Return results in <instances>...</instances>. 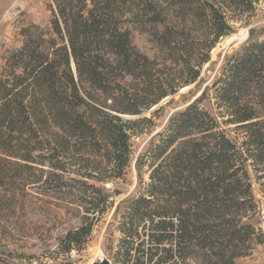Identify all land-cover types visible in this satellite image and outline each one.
Listing matches in <instances>:
<instances>
[{
    "label": "trees",
    "instance_id": "obj_1",
    "mask_svg": "<svg viewBox=\"0 0 264 264\" xmlns=\"http://www.w3.org/2000/svg\"><path fill=\"white\" fill-rule=\"evenodd\" d=\"M263 5L52 0L49 25L23 27V45L0 69V224L12 223L4 237L25 232L18 212L35 196L18 187L30 185L86 212L60 238L64 252L82 249L136 159L148 178L128 201L111 258L237 264L250 256L264 243L252 222L261 207L256 184L264 195V39L251 31L227 53L211 84L138 156L134 140L157 129L182 88L205 84L217 44ZM136 31L150 36L155 56L138 47ZM139 249L145 258L134 257ZM0 264L24 263L0 245Z\"/></svg>",
    "mask_w": 264,
    "mask_h": 264
},
{
    "label": "rangeland",
    "instance_id": "obj_2",
    "mask_svg": "<svg viewBox=\"0 0 264 264\" xmlns=\"http://www.w3.org/2000/svg\"><path fill=\"white\" fill-rule=\"evenodd\" d=\"M52 0H0V69L5 65V58L9 52L18 49L23 45V36L21 30L31 23L46 27L51 20V11L48 5ZM235 32L223 38L212 52V60L215 62L210 70L204 67L203 77L205 84L197 91L190 92V88L181 89L174 95V102L169 106L162 118L158 120L159 126L152 134H144L135 138L136 156L143 152L151 138L163 128L168 117L176 110L185 107L195 100L204 91L207 85L217 76L222 66L224 56L238 48L254 32L256 38L264 39V5L258 10L249 23L235 24ZM134 41L138 47L148 54L155 56L157 52L156 44L152 42L147 33L136 31ZM194 87V86H191ZM162 102L161 104L165 103ZM204 105H208L204 101ZM155 107V106H154ZM158 107V105L155 107ZM150 115V112H148ZM136 159L128 169L126 179L113 185L120 193L113 197V206L105 212L99 213L100 221L96 222L93 228L92 236L82 249H73L71 252H64L60 238L66 233V230L81 224V219L85 211L78 205L66 204L59 200L57 195L41 191L37 187L30 185L19 186V192L25 190L35 197L26 199L24 207H20L18 216H22L20 227L25 232L23 235L9 238L4 237L8 234L10 225L8 219H3L0 227V245L2 251H5L9 259L15 263L29 264L32 260L34 264H94L100 259L107 258L111 264L119 263L116 257H112L108 252L115 253L119 247L120 223L125 215L128 201L133 198L140 187V177L147 179L148 175L141 171L140 175L136 168ZM255 191L261 200L259 214L252 222L264 233V195L260 192L259 185H255ZM44 193V194H41ZM41 194V195H39ZM52 195V196H51ZM19 233V232H18ZM143 249L134 253V257L145 258ZM237 264H264V243L257 246L254 252L245 258L237 260Z\"/></svg>",
    "mask_w": 264,
    "mask_h": 264
},
{
    "label": "water",
    "instance_id": "obj_3",
    "mask_svg": "<svg viewBox=\"0 0 264 264\" xmlns=\"http://www.w3.org/2000/svg\"><path fill=\"white\" fill-rule=\"evenodd\" d=\"M156 107V106H155ZM154 107V108H155ZM94 264H111L110 260L107 258H101L100 261L94 263Z\"/></svg>",
    "mask_w": 264,
    "mask_h": 264
},
{
    "label": "bare ground",
    "instance_id": "obj_4",
    "mask_svg": "<svg viewBox=\"0 0 264 264\" xmlns=\"http://www.w3.org/2000/svg\"><path fill=\"white\" fill-rule=\"evenodd\" d=\"M188 87H189V86H186V87H184L183 89H186V88H188ZM103 257H104V256H103ZM103 257H102V258H103Z\"/></svg>",
    "mask_w": 264,
    "mask_h": 264
}]
</instances>
